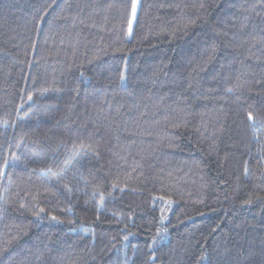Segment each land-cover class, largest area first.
I'll return each instance as SVG.
<instances>
[{
	"label": "trees",
	"instance_id": "trees-1",
	"mask_svg": "<svg viewBox=\"0 0 264 264\" xmlns=\"http://www.w3.org/2000/svg\"><path fill=\"white\" fill-rule=\"evenodd\" d=\"M135 3L0 0V264H264V0Z\"/></svg>",
	"mask_w": 264,
	"mask_h": 264
},
{
	"label": "rangeland",
	"instance_id": "rangeland-1",
	"mask_svg": "<svg viewBox=\"0 0 264 264\" xmlns=\"http://www.w3.org/2000/svg\"><path fill=\"white\" fill-rule=\"evenodd\" d=\"M139 1H140V0H136V3H135V10H134V11L137 10V7H138V5H139ZM134 13H135V12H134Z\"/></svg>",
	"mask_w": 264,
	"mask_h": 264
},
{
	"label": "snow or ice",
	"instance_id": "snow-or-ice-1",
	"mask_svg": "<svg viewBox=\"0 0 264 264\" xmlns=\"http://www.w3.org/2000/svg\"><path fill=\"white\" fill-rule=\"evenodd\" d=\"M123 78V77H122ZM253 118H252V116H251V114H249V120H252Z\"/></svg>",
	"mask_w": 264,
	"mask_h": 264
}]
</instances>
